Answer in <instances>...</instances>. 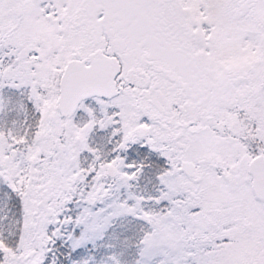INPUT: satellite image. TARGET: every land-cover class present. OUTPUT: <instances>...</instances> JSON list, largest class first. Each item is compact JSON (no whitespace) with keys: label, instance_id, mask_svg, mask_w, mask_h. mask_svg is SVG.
I'll use <instances>...</instances> for the list:
<instances>
[{"label":"snow or ice","instance_id":"6c2138e0","mask_svg":"<svg viewBox=\"0 0 264 264\" xmlns=\"http://www.w3.org/2000/svg\"><path fill=\"white\" fill-rule=\"evenodd\" d=\"M0 264H264V0H0Z\"/></svg>","mask_w":264,"mask_h":264}]
</instances>
